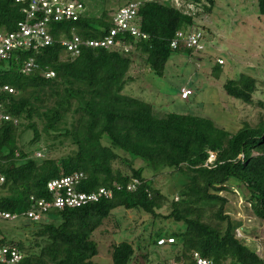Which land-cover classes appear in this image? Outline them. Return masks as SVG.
Here are the masks:
<instances>
[{"label":"trees","instance_id":"trees-1","mask_svg":"<svg viewBox=\"0 0 264 264\" xmlns=\"http://www.w3.org/2000/svg\"><path fill=\"white\" fill-rule=\"evenodd\" d=\"M76 1L86 8L83 0ZM132 1L141 3L137 22L146 37L119 34L117 39L127 42L128 51L84 47L72 56L57 41L39 51L17 49L0 63V84L13 88L0 94L4 113L11 116L0 125V208L26 211L32 195L48 196L50 179L75 172L87 174L80 186L83 191L113 183L122 186L114 189L110 199L52 212L58 224H21L17 228L24 238H7L6 223L5 240L23 253L22 264H98L94 257L99 243L92 236L115 209L123 208L182 223L184 228L171 233L153 231L149 240V245L159 246L161 237L173 236L172 245L179 248L174 258L179 262L199 252L216 264H264V258L237 236L242 223L229 213V199L223 194L232 191L230 183L243 187L253 214L264 222V119L230 132L208 116L160 115L151 102L124 92L138 61L143 63L140 68L148 66L155 75L164 76L172 54L193 53L185 45L173 48L171 43L179 31H193L198 8L211 13L216 1L187 0L197 7L194 13L166 0H127L124 5ZM257 1L264 15V0ZM119 8L104 7L95 15L86 9L78 21L56 24L55 35L59 30L69 34L74 26L83 37H102L114 27L113 15ZM24 19L22 4L0 0V33L15 31ZM30 58L36 67L23 72L22 62ZM43 70L54 71L55 76L43 77ZM224 89L251 104L258 80L241 73L228 79ZM105 136L110 145L103 143ZM57 142H69L73 148L61 157H51ZM116 148L147 165L136 167L134 160L124 158ZM211 153L216 159L206 165ZM118 161L128 171L116 166ZM149 168L154 178L168 174L184 175L187 180L170 197L162 190L164 185L145 175ZM135 180V188L128 189ZM163 209L167 213H160ZM111 255L114 264H130L136 248L124 240L113 244ZM143 258L141 264H147L149 254Z\"/></svg>","mask_w":264,"mask_h":264},{"label":"rangeland","instance_id":"rangeland-1","mask_svg":"<svg viewBox=\"0 0 264 264\" xmlns=\"http://www.w3.org/2000/svg\"><path fill=\"white\" fill-rule=\"evenodd\" d=\"M86 9L93 15L104 7L114 6L119 8L127 0H83ZM164 1V0H163ZM187 13L199 14L195 18L192 30L204 33L205 48L203 51L193 53H174L170 57L164 76H157L149 67L140 66L138 61L132 67L125 93L151 102L157 113L164 115L170 112L179 114H195L208 116L215 122L225 127L230 132H235L248 123L256 125L264 119V15L260 13L257 0H215L213 12L206 13L187 0H166ZM219 60L223 63L219 64ZM214 70H219L217 75ZM241 73H247L258 80V89L254 94V102L247 104L240 99L227 94L224 83L228 79L238 78ZM193 90L188 99H182V87ZM103 143L110 145L107 136ZM50 152L51 157H61L68 154L73 148L69 142L60 144ZM124 158L134 160L136 167L146 166L141 158L125 155L120 149H115ZM36 152L35 155H38ZM43 154L42 152H40ZM44 155V154H43ZM116 166L127 170L121 161ZM145 175L151 177L150 171ZM128 171V170H127ZM147 176V177H149ZM162 176V175H161ZM153 177L162 190L173 197L187 180L184 175ZM166 178V179H165ZM232 191L223 194L229 199L227 209L231 216L242 225L236 231L237 236L252 250L264 258V222L253 214L247 203V191L237 183H230ZM165 214V209L160 210ZM29 220L7 223L9 234L7 238H24V234L17 228ZM60 222L54 213L47 214L39 221ZM184 228L182 223L155 218L143 211L118 208L104 221L103 225L92 236L99 243V253L94 257L98 264H114L111 250L113 244L121 241L132 242L136 248V256L130 264L145 262L143 254H149L148 263L169 261L175 259L179 248L172 244L165 246L149 245L151 233L157 229L171 233ZM20 234V235H18ZM6 235V233H5ZM10 235V236H9ZM28 235V233H27ZM147 263V264H148Z\"/></svg>","mask_w":264,"mask_h":264},{"label":"built area","instance_id":"built-area-1","mask_svg":"<svg viewBox=\"0 0 264 264\" xmlns=\"http://www.w3.org/2000/svg\"><path fill=\"white\" fill-rule=\"evenodd\" d=\"M23 5L25 19L19 22L15 31L8 33H0V63L11 56V54L19 50L39 51L41 48L52 45L58 41L64 47V51L72 56L81 53L84 47L105 48L124 47L129 50L127 42L118 38L119 34L129 33L135 37H146L138 25V11L141 3L132 1L121 6L113 15L114 27L110 29L104 36L99 38H86L79 34L76 27H71L69 34L66 30H59L55 35L54 26L58 23L74 22L85 13V6L76 0H16ZM204 33L200 30L183 32L179 31L173 39L171 46L178 48L185 45L193 51L200 52L205 48ZM222 63V60H219ZM36 67L35 60L22 62L21 70L30 72ZM41 75L46 78L55 76L54 71L43 70ZM3 91L12 92L13 88L9 85L0 84V94ZM181 98L187 99L193 94V90L188 87H182ZM11 116L4 113L3 105L0 102V125L3 121H9ZM40 155V154H38ZM216 154L211 153L206 165L213 163ZM87 179L85 172H75L70 175H64L50 179L47 182V197H30V207L23 212H11L0 208V264H22L24 258L23 253L17 245L5 240L4 226L6 223H12L27 219L32 222L43 220L44 216L55 211L64 209L79 208L88 204L98 202L102 199H110L114 195V189H121L118 183L113 186H101L95 191L80 190V186ZM4 178H1L3 181ZM137 180L127 185L128 189L135 188ZM175 243V238L161 237L158 240L159 246ZM152 264H216L213 260L202 256L199 252H192L189 259L177 261L172 259L167 261H157Z\"/></svg>","mask_w":264,"mask_h":264}]
</instances>
